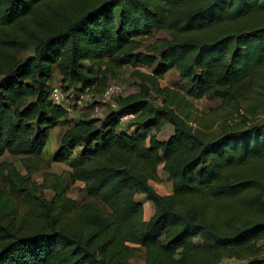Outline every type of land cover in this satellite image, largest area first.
<instances>
[{"label":"trees","instance_id":"1","mask_svg":"<svg viewBox=\"0 0 264 264\" xmlns=\"http://www.w3.org/2000/svg\"><path fill=\"white\" fill-rule=\"evenodd\" d=\"M158 30L168 39L154 52L140 50ZM124 66L152 73H137L138 93L125 96L120 87L105 100L106 77ZM173 68L194 99L256 93L264 106V0H0V158L41 155L44 127L70 122L53 160L84 147L72 178L111 209L104 216L88 204L72 227L27 190L43 226L22 231L0 216V264H132L125 242L144 248L147 264H264V120L216 134L194 129L150 99ZM56 71L61 86H52ZM54 87L63 104L66 92L90 88L78 117L52 100ZM105 103L103 117L87 113ZM167 122L174 127L168 139L141 132ZM160 164L172 180L168 195L149 183ZM137 194L154 205L148 220Z\"/></svg>","mask_w":264,"mask_h":264},{"label":"rangeland","instance_id":"2","mask_svg":"<svg viewBox=\"0 0 264 264\" xmlns=\"http://www.w3.org/2000/svg\"><path fill=\"white\" fill-rule=\"evenodd\" d=\"M168 33L158 30L155 35L142 38L140 50L154 52L155 47L161 46ZM28 51L27 54H31ZM86 67L88 63L86 62ZM152 73L151 66H124L120 71L109 74L106 77V86L112 84L119 85L125 96L138 93L141 81L137 73ZM52 86H61L63 79L56 71L51 81ZM161 90L151 89L150 99L155 106L163 107L168 105L194 129H201L208 133H219L223 126L236 124L244 119L250 122L264 120V106L259 104L257 97L249 96L247 99L223 100L222 98L203 97L194 99L187 93L185 79L176 68L169 70L158 80ZM66 86L73 91L75 85L68 82ZM105 94V93H104ZM164 94H167L165 96ZM97 100L102 101V96L98 95ZM102 106L100 113L93 110L87 111L93 117H103L108 111V103ZM87 108V107H86ZM76 112L72 117H78ZM134 116L128 115L120 119L121 124L128 126V121ZM156 123L158 120L154 119ZM150 123V122H148ZM72 123L60 122L59 125L44 127L46 130L45 148L41 155L28 156L14 155L6 151L0 158V216L4 221L15 223L22 231L31 232L43 226V221L39 218L38 209L30 202L25 194L27 190L35 195L43 196L51 202L55 214H60V219L71 220L70 225L76 227L79 224L78 212L92 204L99 208L104 216H107L111 209L98 198H91L85 189V183L72 178L75 165L83 161L84 147L74 148L67 161L58 162L53 160V155L60 147V140L65 131ZM136 126V125H135ZM130 131L135 128L129 127ZM147 134L155 135L161 140L168 139L174 133V127L170 122L160 123L141 130ZM13 175L14 182L10 181ZM19 177V179H17ZM13 181V180H12ZM149 183L161 194L168 195L172 192V180L170 175L164 170L163 164L158 167V178L150 179ZM24 184H27L25 189ZM136 199L144 205V219L148 220L154 213V205L146 199L144 194H137ZM132 252L130 263L147 264L146 250L136 243L125 242ZM232 259H224L222 264L231 263Z\"/></svg>","mask_w":264,"mask_h":264},{"label":"built area","instance_id":"3","mask_svg":"<svg viewBox=\"0 0 264 264\" xmlns=\"http://www.w3.org/2000/svg\"><path fill=\"white\" fill-rule=\"evenodd\" d=\"M119 92H121L120 86L117 84H112L107 87L106 91L104 92L105 94H103V98L105 100H111L114 97V95L118 94ZM65 96L67 98V102L63 104V94L59 89V87H54L52 89L51 98L55 103L63 104L66 110L68 111V113H75L77 111L80 112L86 106L87 100L91 96V90L90 88H88L85 92H79V93H74L70 91V92H66ZM113 106L115 107L116 104L113 103ZM93 109L95 113H99L101 111V106L95 105ZM129 115L134 116V114H129Z\"/></svg>","mask_w":264,"mask_h":264}]
</instances>
